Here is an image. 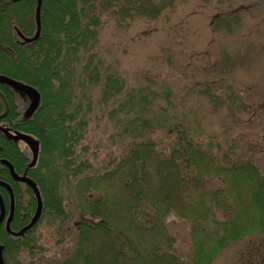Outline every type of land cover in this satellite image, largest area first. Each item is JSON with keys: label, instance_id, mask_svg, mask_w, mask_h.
Segmentation results:
<instances>
[{"label": "trees", "instance_id": "trees-1", "mask_svg": "<svg viewBox=\"0 0 264 264\" xmlns=\"http://www.w3.org/2000/svg\"><path fill=\"white\" fill-rule=\"evenodd\" d=\"M7 1L0 0V13L8 14L0 16V75L34 86L41 100L20 120L19 109L9 103L5 120L41 142L34 176L42 188V218L61 223L65 237L76 234L73 253L55 264H210L230 240L264 232V178L257 166L234 149L220 150L211 141L215 137L206 144L200 123L190 120L169 88L128 83L101 55L103 12L120 20L155 18L172 0H47L41 36L25 45L14 41ZM97 85L103 102L114 106L109 117L118 115V135L125 138L121 154L99 169L77 153L90 127V92ZM0 89L13 100L10 85L0 82ZM4 105L0 97V113ZM213 143L220 146L213 150ZM13 144L0 131V159L20 170L25 159ZM0 179L11 180L2 165ZM14 189L15 218L26 221L35 199H27L17 184ZM170 215L190 223L188 258L176 252L166 223ZM26 237L0 230L12 259L5 264H23L18 257Z\"/></svg>", "mask_w": 264, "mask_h": 264}, {"label": "rangeland", "instance_id": "rangeland-1", "mask_svg": "<svg viewBox=\"0 0 264 264\" xmlns=\"http://www.w3.org/2000/svg\"><path fill=\"white\" fill-rule=\"evenodd\" d=\"M44 5L49 8L51 3L44 0ZM6 15L1 10L0 16ZM117 17L105 11L99 25L98 44L108 68L115 67L136 86L169 88L179 107L190 112V120L200 123L198 132L206 144L220 143L225 152L234 149L242 161L256 165L264 178V0H172L155 18ZM9 22L13 33L11 12ZM90 93V127L77 153L99 169L110 156L121 154L125 138L118 135V115L109 117L114 106L103 102L100 86ZM1 94L4 104L6 100L20 110L19 120L28 117V95L14 91L12 100L2 90ZM0 124L17 131L5 117ZM213 144V150L220 146ZM51 179L47 173L45 181ZM49 221L41 215L28 232V245L18 257L23 264H55L73 253L76 234L65 237L61 223ZM166 223L175 237L176 252L188 258L193 253L190 223L176 215L168 216ZM260 232L225 243L210 264H253L249 254L260 241ZM6 262L12 263L11 257L5 255Z\"/></svg>", "mask_w": 264, "mask_h": 264}, {"label": "flooded vegetation", "instance_id": "flooded-vegetation-1", "mask_svg": "<svg viewBox=\"0 0 264 264\" xmlns=\"http://www.w3.org/2000/svg\"><path fill=\"white\" fill-rule=\"evenodd\" d=\"M8 1L14 3V6L11 7V16H12V29H13V33H14L13 37H14L15 43H17L18 45H25V44H30V43L36 42L40 38L41 35L38 37V39H36L34 41H26L23 38V36L31 37V36L35 35V33L37 31L36 7H37L38 0H35V5H33L31 0H8ZM20 2L22 4V6L20 4H18ZM44 9H45L44 8V0H42L41 12H40L41 33H42V28H43V14L45 12ZM30 32H31V34H30ZM0 92H1V90H0ZM0 95H1V93H0ZM31 101H32V96L29 95L30 104H31ZM8 106L10 108L9 104H8ZM8 112H9V109H8ZM8 112H7V114H8ZM19 112H20V110H19ZM21 118H22V116H21ZM24 118H25V116H24ZM0 127H1V124H0ZM8 127H10V126L8 125ZM10 140L14 143L12 146L14 153H18V155L22 156V158H24L25 161L23 162L21 169L18 170L16 168V166L12 163V161H10L9 159L8 160L13 164L15 171L19 175L25 174L26 176L33 179L36 182V184L38 185L40 192L42 194V188H41L40 182L34 176L36 165L30 166V162H31L32 157H33V152H32L31 147L27 143H25L24 141H14L12 139H10ZM20 142H23L24 145L21 146ZM38 142H39V139H38ZM41 148H42V146H41V142H40L38 158L40 157ZM28 154L30 155V157ZM1 159H3V158H1ZM1 159H0V165L5 166L8 169V173H9L11 180H8V181L2 180V179H0V180L7 182L13 190L14 213H13L12 220L10 222V229H8L7 224H6V220L9 216L10 209H11V193L6 186L0 185V193L2 195L3 202L5 205V209H6V216H5V219L3 220V222L0 224V230L1 231L4 230L11 237L23 238L28 234V232L32 229V227L34 225L30 229L25 231L22 235H17L14 232L20 231L22 228H24L32 220V218L36 212L37 198H36L33 187L30 186L25 181L15 179L11 175L9 167L7 165L1 163ZM14 184H17L18 187L21 189L24 188L25 189L24 191H26V194L29 193V195H30V196H28L29 199H30V197H33L35 199V206L33 208H31V212H32V209H33V212L28 217V219L26 221H24V219H16L15 218L17 205H16V194H15ZM20 196H22V195H20ZM37 224H38V222L35 223V226ZM260 235H261L260 241L255 245V248L249 254L250 262H251L252 257H254V260H252L253 264H264V232ZM0 243H2L4 245L3 252H4V257H5V244L2 240H0Z\"/></svg>", "mask_w": 264, "mask_h": 264}, {"label": "water", "instance_id": "water-1", "mask_svg": "<svg viewBox=\"0 0 264 264\" xmlns=\"http://www.w3.org/2000/svg\"><path fill=\"white\" fill-rule=\"evenodd\" d=\"M41 2H42V0H38L37 7H36L37 31L33 37L23 36V38L26 41H34V40L38 39V37L40 36V33H41V20H40ZM0 82H3V83L10 85L16 91H20V92H23L25 94L32 96L31 104L29 105L28 110H27L28 115H31L38 108L41 95H40V92L37 90V88H35L32 85L23 83L17 79L12 78V77L6 76V75H0ZM1 95L3 96V94H1ZM3 98H5V97L3 96ZM8 109H9V106H8L7 101L5 100V110H4V112H2L0 114V119L6 116ZM0 130L9 139H12L14 141H19V140L25 141L31 147L32 152H33V157H32V160L30 162V166H33L36 164L37 159H38V155H39V142L36 139H34L31 135L23 133V132H19V131L12 132L7 127L1 126ZM1 163L5 164L9 167L11 175L15 179L25 181L30 186H32L34 189L36 198H37V208H36V212H35L32 220L24 228H22L20 231L14 232L17 235H22L25 231L30 229L38 221V219L41 215V212L43 209V199L41 196V192H40V189L38 188L36 182L33 179H31L30 177L26 176L25 174L19 175L15 171L13 164L8 159H5V158L1 159ZM0 185L6 186L11 193V209H10L9 216L6 220L7 227H8V229H10V222L12 220L13 213H14L13 190H12L11 186L5 181L0 180ZM5 216H6V209H5V205L3 202L2 195L0 193V224L5 219ZM3 249H4V245L2 243H0V264L4 263Z\"/></svg>", "mask_w": 264, "mask_h": 264}]
</instances>
